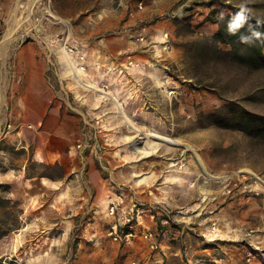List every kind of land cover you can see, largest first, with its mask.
<instances>
[{"label":"rangeland","instance_id":"rangeland-1","mask_svg":"<svg viewBox=\"0 0 264 264\" xmlns=\"http://www.w3.org/2000/svg\"><path fill=\"white\" fill-rule=\"evenodd\" d=\"M241 3L264 20V0H0V184L10 185L0 197L20 204L8 214L0 209V234L10 229L0 264H73L79 251L86 253L78 264H151L113 248L92 256L90 233L102 231L112 243L111 226L129 218L144 222L138 236L148 229L170 245L158 264H212L230 250L264 264V241L247 237L251 230L264 237V136L236 123L242 109L264 115V71L220 58L210 40L218 26L208 22ZM63 43L89 78L118 96L139 134L113 101L96 104L84 89L78 97L63 75ZM40 78L49 96L34 119L15 97ZM146 128L176 143L156 140L161 152L138 157L134 143L145 144ZM31 199L41 206L30 211ZM228 203L241 211L230 230L232 216H217ZM26 224L30 241L10 254ZM213 226L230 237L210 240Z\"/></svg>","mask_w":264,"mask_h":264},{"label":"crops","instance_id":"crops-1","mask_svg":"<svg viewBox=\"0 0 264 264\" xmlns=\"http://www.w3.org/2000/svg\"><path fill=\"white\" fill-rule=\"evenodd\" d=\"M28 62H34V59H29ZM39 83H40L39 87H36V85L32 86L31 84L30 85L27 84L26 86L22 87L20 90L17 89L16 97H15V98H17V103L18 104L20 103L22 108H24L26 106V108L28 109L27 113L34 119H39L40 116L44 115V113L46 111V109L44 108V102L49 96L47 94V88H46L45 84H43L42 78H40ZM38 149H39V147H38ZM36 153L38 154L37 150H36ZM80 156L82 157L83 160L85 159V155H84L83 151H81ZM42 159L43 158L41 157V160ZM26 179L30 180V181H34L36 178L28 177ZM29 201H30L29 202L30 211L32 210L33 205L35 203L38 206H41L40 199H37V200L31 199ZM239 212H241V211L239 210V208H237V206L235 207V205L229 204V203L226 204L222 208V210L218 213L217 216L222 215V217L225 218L227 215H231L233 218V220H231V221L228 220L225 222L224 229L230 230L231 227L233 226L232 222H236V223L238 222V220H236V218L234 216H237L239 214ZM149 225L153 229L155 228L154 224L149 223ZM29 227H30V225H29ZM29 227H28V224H26V226L25 225L23 226L21 233H20V236H21L20 240L18 238H16V239L14 238L15 242L11 244V247L8 251L10 254H14L15 252L22 250L24 244H26L28 241H30V238H28L30 233H29V231H26L27 228H29ZM155 229H157V228H155ZM221 231H222L221 234L217 238L223 237V234L226 237H230L227 230H224L225 233L223 232L222 229H221ZM253 232H254V230L253 231L251 230L248 233V235H247L248 239L250 238V239L254 240L255 238H257L254 240V242L261 244L264 241V237L262 235H259V234L258 235H252L251 233H253ZM158 235L159 234H156V236H155V239L158 243L157 249L152 248V245H151L152 241H150V243H148L147 241H145L140 236L133 239L128 244H123V243L119 244V243H113V242L111 243V241L107 238L106 234L103 233L102 231H99V230L92 231L90 233V235L88 236V240H90L92 242L90 248L94 251V254H92L94 259H97V258L101 259V258L106 257L108 255V252L113 248L117 254H123V253L128 254L127 258L133 259L134 263H135L136 259H137L136 260V262H137L140 259V257L146 256V257H148V259L150 261H152L153 264L154 263L158 264V262H160V259H162V261H163L165 259V257H166V259L168 258V256H169L168 251L171 249V247L167 243V241L165 239L161 240L160 236L158 237ZM39 241L40 240L38 239L34 243V247L31 248V249H33V251H35V250L38 251V248L42 246L43 243L41 241L40 242ZM260 246H262V245H260ZM256 247H259V246H256ZM211 252H213V251H211ZM84 253H86V252L79 251L76 254V259L74 260L75 263H73V264H78L81 260H83ZM239 253L241 254V256H237L235 252L230 250L227 256L221 257L218 255H213L212 258L209 259V261L212 264H263V262L260 259H258L257 256L252 255L251 253H248L247 257H245L243 251H241ZM175 254H179V252H175ZM139 255H142V256H139ZM137 256H139V257H137ZM152 258H153V260H151ZM112 259H113V261L117 260L118 256H114ZM200 260H207V259L204 258V259H200ZM87 261H89V260H87Z\"/></svg>","mask_w":264,"mask_h":264},{"label":"trees","instance_id":"trees-1","mask_svg":"<svg viewBox=\"0 0 264 264\" xmlns=\"http://www.w3.org/2000/svg\"><path fill=\"white\" fill-rule=\"evenodd\" d=\"M238 9L233 8L232 13ZM230 15V14H229ZM229 15H224L223 19L220 17L209 19L208 22L217 25V32L210 38L215 43V53L220 56L224 61H228L246 69L248 71L259 72L264 71V41H256L253 44H241L239 42V36L241 34H247L249 31L248 24L256 25L257 20H262L249 13L248 24L244 26L237 34L230 35L226 30V24ZM258 31L264 33V25L257 28ZM219 44H225L230 47L228 51H222L218 46ZM264 92V89H262ZM237 127L252 136H264V115L256 112H250L245 109L238 112L237 115ZM0 188L3 191H8L10 185L0 184ZM20 206L18 201L12 199H1L0 197V209H5V214L10 213L9 210L14 207ZM10 229H6L0 234V240L8 235Z\"/></svg>","mask_w":264,"mask_h":264},{"label":"bare ground","instance_id":"bare-ground-1","mask_svg":"<svg viewBox=\"0 0 264 264\" xmlns=\"http://www.w3.org/2000/svg\"><path fill=\"white\" fill-rule=\"evenodd\" d=\"M5 48H6L5 44L2 43L0 45V51H2ZM59 54H60L61 64L63 65V75L71 79L74 90L78 95V97H81L80 91L81 89H84L87 91H92L96 94L94 98L96 104H100L101 102H107L109 100L113 101L115 103V108L117 109L118 113L121 114L125 119V123L127 126H129L130 131L132 130L138 134L141 132L140 128L136 125V123L132 120L131 117H129V115L121 107V104L118 100V96L115 94L112 95L110 93H107L106 90L100 87L99 81L93 80L88 77V75L85 73V69L82 67L81 59L75 57L72 54L71 50H69L66 43L60 45ZM157 81L160 84L165 83L163 81L161 82L160 79ZM144 134L145 137H143V139L146 140H144L143 142L145 144L139 145L138 143H134L135 146L134 150L135 153L138 155V157H149L153 154L161 152L163 148L162 147L163 143L156 140L164 141L169 145L176 143L175 140L172 139L170 136L163 134L157 130H153L151 128H146ZM140 135H142V133ZM133 138H138V137L137 136L125 137V139L129 141H133ZM141 138L142 137H140V139ZM192 139L193 140L195 139L197 141L203 140V138L200 137L199 135H194ZM197 157L199 158L198 155ZM148 179H149L148 176H145L140 181L146 182ZM262 183H264V181H262ZM209 229L211 233L208 234V236L210 237L211 240L215 239L222 232L218 226H213L210 227Z\"/></svg>","mask_w":264,"mask_h":264},{"label":"clouds","instance_id":"clouds-1","mask_svg":"<svg viewBox=\"0 0 264 264\" xmlns=\"http://www.w3.org/2000/svg\"><path fill=\"white\" fill-rule=\"evenodd\" d=\"M251 9L247 7L246 3H241L239 8L234 13H231L228 17L226 30L230 35L237 34L249 21V13ZM220 19L224 18V13H219ZM264 25V21L257 20L256 25L248 24L249 31L247 34H241L239 36V42L241 44H253L256 41H264V33H261L257 28Z\"/></svg>","mask_w":264,"mask_h":264},{"label":"built area","instance_id":"built-area-1","mask_svg":"<svg viewBox=\"0 0 264 264\" xmlns=\"http://www.w3.org/2000/svg\"><path fill=\"white\" fill-rule=\"evenodd\" d=\"M168 34H165V38H168ZM141 40H144L143 37H141ZM116 209L117 207L113 206L111 208V215H116ZM144 224L143 221H141L139 218L137 220V223H133L132 219H126L122 223L118 225V223H115L111 226V229L108 232V236L112 239L113 242L119 243V244H128L133 239L138 237V232L136 228L138 226H142ZM140 237H142L144 240L152 241V248L157 249L158 243L154 237V234L150 232L148 229L145 231Z\"/></svg>","mask_w":264,"mask_h":264}]
</instances>
